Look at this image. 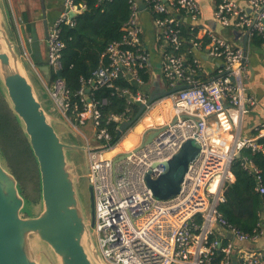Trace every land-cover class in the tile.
<instances>
[{"label":"built area","instance_id":"2783aa9c","mask_svg":"<svg viewBox=\"0 0 264 264\" xmlns=\"http://www.w3.org/2000/svg\"><path fill=\"white\" fill-rule=\"evenodd\" d=\"M139 1L156 15L153 23L162 51L160 74L165 89L189 87L155 101L169 102L172 114L159 127L151 143L121 155L107 156L118 145L112 141L108 127L112 126L118 133L120 125L130 120L129 109L110 114L102 124L101 104L92 99L93 92L108 88L126 98L128 106L138 107L148 99V94L142 92L146 83L140 73L147 72L150 66V53L141 41ZM61 5L60 15L45 40L51 80L48 85L41 77L40 80L56 111L84 139L85 146H103L89 149L86 155V177L94 201L92 231L103 261L106 264H264V252L246 247L264 238V221L251 233H244L231 226L217 210L224 201L225 188L234 181L231 164L235 156L241 155L242 150L264 155V122L255 127L257 136L241 135L244 118L257 104L246 86L247 46L254 36L264 40V0H246L245 6L222 0L215 5L214 22L233 32L246 33L247 40L245 48L234 46L207 31L208 57L216 61L208 75L199 59L193 56L189 61L183 51L185 43L192 48L200 47L196 24L201 11L196 0H129V17L121 28L120 39L110 43L101 54L106 64L99 66L87 80L80 78L75 102L60 76L65 48L61 28L72 27L73 17L82 13L86 5L77 0H62ZM180 16L188 20L189 39L183 35ZM119 78L126 79L137 90L120 88L116 84ZM87 125L91 135L81 130ZM189 140L198 145L199 152L188 165L178 193L166 200L155 198L146 184L147 175L156 179L162 172L160 165L175 156ZM238 160L244 170L254 175L255 191L263 195L260 171L251 160L242 156Z\"/></svg>","mask_w":264,"mask_h":264},{"label":"water","instance_id":"95a60500","mask_svg":"<svg viewBox=\"0 0 264 264\" xmlns=\"http://www.w3.org/2000/svg\"><path fill=\"white\" fill-rule=\"evenodd\" d=\"M138 6L139 9L145 7L141 1ZM70 15L74 16V13ZM233 33L236 38H241L245 48L247 34ZM37 69L48 85L51 80L49 66L41 65ZM33 73V69L21 58L7 0H0V89L10 103L36 161L42 206L36 216H22L25 200L15 178L2 166L0 160V264H38L30 245V236L33 235L55 257L58 264H106L91 234L94 225L92 188L89 186L88 189L91 214L90 222L87 223L73 180L72 164L68 159V153L72 151H83L86 157L89 149L103 146L87 148L85 145L75 146L71 142V136L76 137V133L56 111L40 80L38 88L45 92L49 107L44 104L34 84L37 79ZM188 87L179 85L166 90L159 76L155 77L148 88L147 102L138 106L132 119L120 125L118 136H123L140 119L147 106ZM56 125L62 126L63 132H58ZM159 130L152 128L148 131L138 148L151 143ZM198 152V145L189 140L175 156L160 165L162 172L156 179L147 175L146 184L155 198L166 200L178 193L188 165ZM240 157V154L235 156L236 159ZM261 218H264L263 214ZM215 228L218 229L217 226ZM228 237L232 238L231 235Z\"/></svg>","mask_w":264,"mask_h":264},{"label":"trees","instance_id":"16d2710c","mask_svg":"<svg viewBox=\"0 0 264 264\" xmlns=\"http://www.w3.org/2000/svg\"><path fill=\"white\" fill-rule=\"evenodd\" d=\"M77 2L84 3L86 9L73 17L74 25L72 27L63 25L61 28V39L65 44V48L62 51L63 69L60 76L65 80L74 102L77 101L74 94L81 86L80 78L87 80L92 77L93 72L99 66L103 63L106 64V61L101 58V54L110 43L120 39L121 28L129 17V0H104L102 2H99V0H77ZM187 32L188 29L184 26L183 35L189 39ZM256 38L258 37L254 36L252 39L255 40ZM202 46L204 47V43ZM190 49V45L185 43L183 51L189 61L193 58ZM140 76L144 83L149 82L150 75L146 70L142 71ZM116 84L120 88L137 90L124 78H119ZM92 99L101 104L102 124L110 114H120L128 108L129 118L132 119L138 111L137 106H128L126 98L117 96L113 93V90L105 87L95 90ZM0 106L2 108L0 112L1 143V133H4L8 138L9 131L12 130L13 133L17 132V134H20L21 131L15 119L11 118L12 114L6 108L1 96ZM108 128L112 134V141L117 143L122 136H118L112 126ZM22 139L24 142L22 153L24 156L27 155L28 160H31L33 157L24 137ZM20 149L17 148L14 154L19 153ZM241 156L251 160L253 165L260 171L261 183L264 186V155L242 150ZM8 158L10 159V156ZM231 172L234 181L225 188L224 201L218 204L217 210L231 226L241 232L251 233L257 228L258 224L264 221V218H261V215H264V194L260 195L255 191L256 181L254 175L244 170L238 159L232 162ZM34 176L36 178L33 189L35 196L32 199L35 201L38 192V178L36 174ZM197 222H200L199 218H197Z\"/></svg>","mask_w":264,"mask_h":264},{"label":"crops","instance_id":"0c3cea01","mask_svg":"<svg viewBox=\"0 0 264 264\" xmlns=\"http://www.w3.org/2000/svg\"><path fill=\"white\" fill-rule=\"evenodd\" d=\"M218 1L219 0H196L201 11L196 24V36L199 39L200 47L192 48L190 46V50L192 55L200 60L206 75L212 73L216 66V61L208 57L209 39L206 35L207 31H211L214 35L226 39L234 46H242L241 40L235 37L233 31L222 28L214 22L213 11ZM233 1L241 6L246 5V0ZM61 3L62 0H7L9 11L12 12V15L15 17V22L17 23L16 26L13 25L16 42L20 49L22 48L25 50L24 53L30 60V65L33 64L36 67L46 65L47 49L45 40L48 30L60 15ZM138 18L142 28L141 41L150 53V66L147 70L150 75V80L145 87L142 88V92L148 94V88L152 85L155 77L159 76L160 80L163 82L160 74L162 51L160 43L156 38V29L153 23L154 16L152 12L147 7L141 8ZM180 21L183 26L187 27L188 20L186 17L180 16ZM203 43L204 47L202 46ZM247 53L249 61L247 66L248 79L246 81V86L248 93L254 96L257 104L244 118L241 135L243 137H254L259 134L255 127L259 123L264 122V40L260 41L258 38L255 40L250 39L248 41ZM35 76L38 81H40V77L42 78L41 73ZM38 90L44 104L49 107V101L46 98L45 92L40 88H38ZM165 105H167V107H165ZM168 105V103L163 101L159 103L155 102L149 110H146V112L151 111L148 115L150 118L161 116L163 121L158 124L153 122L149 125L138 123V125L142 124V128L133 135L134 144L132 147L125 149L122 146L123 140L129 135L127 131L118 141L114 154L121 155L138 148L142 142V138L150 128L156 126L160 127L169 121L172 112L171 106L169 105V107ZM58 127H60L63 132L62 126ZM86 128L85 134L91 135L90 127L87 125ZM71 158H73V155H71ZM246 247H252L264 252V238L257 244L252 246L246 245Z\"/></svg>","mask_w":264,"mask_h":264},{"label":"rangeland","instance_id":"374dc122","mask_svg":"<svg viewBox=\"0 0 264 264\" xmlns=\"http://www.w3.org/2000/svg\"><path fill=\"white\" fill-rule=\"evenodd\" d=\"M11 14V18H12V22L13 25L16 26L17 23L15 22V17L12 15V12L10 11ZM20 55L22 60L27 64V66L31 67L34 71L33 74L35 75H39L40 73L38 72V69L36 66H34L33 64L30 65V60L28 59V57L26 56V54L24 53L25 50H23L22 48L20 49ZM34 75V78H35ZM35 86L39 87L41 85V83L39 81H35ZM0 96L4 101V104L6 106V108L8 109V111L10 112L11 118H14L16 123L18 124L19 130L21 131L20 134H17V132L15 131V129L13 128V130L16 133H13V131H9V135L8 138L4 133H1V143H0V160L2 163V166L10 173L13 175V177L16 180L17 183V187L20 191L21 196L23 197V199L25 200V209L22 212V216L26 217V216H36L42 206H41V190H40V179H39V173H38V168H37V164L36 161L34 159V156L31 152V149L29 147V143L28 140L23 132V130L21 129L19 123L17 122L15 115L12 111L11 105L8 102L4 92H2V90L0 89ZM169 103V102H168ZM170 105V104H169ZM168 105V106H169ZM170 107V106H169ZM2 108L0 106V112H1ZM151 111L145 112L140 119L135 123V125L128 130L129 135L131 134V139L133 140V135H135L136 132V128L138 127V123H143L144 125H149L150 122H148L147 120H143L146 116H148L150 114ZM166 114V112H165ZM13 116V117H12ZM56 130L58 132H62V129L60 127H58L57 125L55 126ZM142 128V124L138 127V131H140ZM152 128H159L158 126L156 127H152ZM149 129V132L151 131V129ZM83 132H85L87 130L86 127H83L81 129ZM147 132L145 134V136L149 133ZM71 136V135H70ZM25 139L27 146L30 150V153L33 157V159L31 158V160H28L27 155L22 153L23 152V148H22V144H24L23 142V138ZM71 142L73 144H75V146H83L85 145L84 139L76 134L75 136H71L70 138ZM142 141V140H141ZM70 142V143H71ZM2 144V146H1ZM17 148H21L20 152L17 154H14V151ZM9 154V155H8ZM71 155H73V158H71ZM8 156H10V159L8 158ZM69 156V162L72 164V174H73V180L76 186V190H77V194L79 197V201L81 204V208L85 217V220L87 223L90 222V214H91V209H90V200H89V183L86 177V157L85 154L83 153V151H73L68 153ZM36 174L37 178H38V192H37V198L35 199V201L32 199V197H34V193H33V189H34V183L36 181V178L34 175ZM92 237L95 241V237H94V233L93 231H91ZM96 244V241H95ZM30 245L33 249V254H34V258L36 259L38 264H58L57 260L55 259V257H53L52 255H50L49 251L45 248V246L40 243V241L37 239L36 236H30Z\"/></svg>","mask_w":264,"mask_h":264},{"label":"bare ground","instance_id":"6f19581e","mask_svg":"<svg viewBox=\"0 0 264 264\" xmlns=\"http://www.w3.org/2000/svg\"><path fill=\"white\" fill-rule=\"evenodd\" d=\"M165 107H167V105H165ZM143 120H147L148 122H150V124H152L153 122L158 124V123H161L163 121V118L161 116L153 117V118H150L149 116H146ZM140 125H138V126H140ZM136 132H138V127L136 128ZM131 138L132 137H131V134H130V135L127 136L126 139L123 140L122 146L125 149H129L134 144L133 143L134 140H130ZM114 152H115V150L113 152H111V153H107V156H109L110 154H113Z\"/></svg>","mask_w":264,"mask_h":264}]
</instances>
